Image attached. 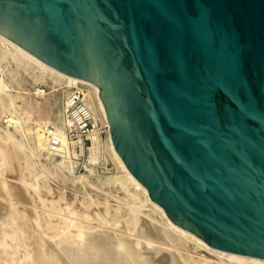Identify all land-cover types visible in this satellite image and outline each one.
<instances>
[{"label": "water", "instance_id": "obj_1", "mask_svg": "<svg viewBox=\"0 0 264 264\" xmlns=\"http://www.w3.org/2000/svg\"><path fill=\"white\" fill-rule=\"evenodd\" d=\"M0 35L99 87L171 224L264 261V0H0Z\"/></svg>", "mask_w": 264, "mask_h": 264}, {"label": "bare ground", "instance_id": "obj_2", "mask_svg": "<svg viewBox=\"0 0 264 264\" xmlns=\"http://www.w3.org/2000/svg\"><path fill=\"white\" fill-rule=\"evenodd\" d=\"M20 65L59 78L64 84L62 88L84 91L94 123L96 113H100L107 127L106 137L95 132L89 135L87 161L97 166L108 161L104 157L97 161L106 141L117 164L107 167L109 176L100 177L89 166L88 174L75 175V159L82 147L76 150L70 146L73 141L66 129L74 124L67 115L70 99L67 97L61 111H54L50 103L42 105L28 100L30 91L23 87L26 77ZM31 93L41 97L47 94L39 87ZM45 114L50 119L44 118ZM0 119V264H264L210 248L202 243V238L188 235L187 230L171 224L164 208L148 198V190L142 189L116 152L99 87L53 71L1 35ZM49 125L54 126V135L60 142L58 158L47 148L45 130ZM14 167L16 173L11 172ZM49 179L63 187L71 182L74 186L78 183L103 191L104 184L114 183L129 192L126 199L113 197L119 201L117 207L111 208L107 200L100 201L106 205L91 212L86 205H92L98 198L86 193L90 200L85 199L87 204L83 201L84 209L80 208L82 203L76 204L79 209L68 201L61 204L62 199H53V190L41 191L49 186ZM123 205L127 208H122ZM186 241L215 256V260H210L207 253L197 257L183 254Z\"/></svg>", "mask_w": 264, "mask_h": 264}, {"label": "rangeland", "instance_id": "obj_3", "mask_svg": "<svg viewBox=\"0 0 264 264\" xmlns=\"http://www.w3.org/2000/svg\"><path fill=\"white\" fill-rule=\"evenodd\" d=\"M19 68L21 69V71L24 73V75L26 77V79L23 82V87L30 91V94L28 95L29 98H27L28 100L40 102L42 105L50 103V107H52L54 109V111H57V110L61 111V109H63V107L65 105L64 103H65L70 91H72L74 88H72V87H70V88H68V87L62 88V86L64 84H61L62 81L59 78H55L54 76L49 75L47 73H41L38 69H35L33 67L20 65ZM32 75H34V76H32ZM35 87H39V88L44 89L47 94L44 97L33 95L31 92H33ZM96 114H97L96 115V121L98 122V124H100L101 122L104 123L103 118L100 115V113H96ZM43 117L47 118V119H50V115L49 114H45V115H43ZM96 121H95V123H96ZM1 122H2V120H1ZM72 123H73V121H72ZM68 128H69V125L66 127L67 131H68ZM87 128L91 129V126H87ZM93 132H95L99 136H101L98 129L92 130L90 132V134H92ZM75 143L72 142L70 144V146H71L72 149H76L77 150L78 146ZM89 146H90L89 140H88V142H86V145L83 146L81 144L82 148H81V152L79 153V156L83 153V155H82L83 159L82 160H80L79 158L75 159L77 161V164H76V167H75V172H76L75 175H80L82 173L88 174L89 172L87 171V167L89 166V167L94 169V172H95L96 175H98L100 177H103V178H105L106 176H109L110 173L104 172V171H100L96 164L95 165H89V163L87 161L88 160V154H89V151H90L89 148H88ZM103 148H104V150L99 154V157H98L99 159L97 161L99 162L100 158L104 157L108 161L110 159V161L113 164V166H115L116 161H115L114 157L112 156L111 151H110L109 147L107 146L106 141L104 142ZM12 164H14V163L11 162V165ZM16 164H17V162L15 163V167L17 168ZM12 167H13V165L11 166V168ZM15 167L12 169L11 172H13V173L17 172ZM14 170H16V172ZM49 183L52 184V185H50ZM48 184H49V186L48 187H42L41 191L43 189L46 190V189L49 188V189L53 190V192H54L53 199L55 198L56 201H58L59 198L62 199L63 203H62V200L61 201L59 200V202H61V204H64L67 201L70 202V204L74 203L73 205L77 206V209H79L78 206L81 205V203H82V206L80 208L83 207V203L86 202V200H88V201L90 200V198L88 197V194H91V196L93 195L92 196L93 198H95V197L98 198L96 200V202L99 201V203L98 202L97 203L96 202H92V205L91 204L86 205V208L88 207V209H90L88 211H91V212H93L94 209L95 210L96 209H102L106 205V204H103L105 202H101L100 203V201H106L107 200L108 204H109V206L111 208H114L113 207L114 205L117 207L118 205H116V203L118 204L119 201H116V199H114V198L116 196H120L123 199H126L127 198L126 194H127V192H129L126 189H124L123 187H121L120 185L114 184V183L104 184V186H103L104 187V191L103 190H98V189H95V188H92V187H89V186H86V187L84 186L83 187L82 185H80L78 183H76V185L74 186L73 184H71V182L66 183V185H64V187H63V184L57 183L53 179H49L48 180ZM52 188H55V189H52ZM129 188H131L130 185H129ZM51 190H50V192H51ZM55 190H57L58 192L56 193ZM61 190L62 191L64 190L63 191L64 193ZM65 192H66V195H64ZM55 193H56V195H58V198L55 195ZM86 193H88V194H86ZM107 193H109L110 195L107 194ZM111 193H112V195H111ZM85 194L87 195V197L89 199L86 198ZM105 194H107V195H105ZM63 196H64V198H63ZM67 199H69V200H67ZM87 202H86V204H87ZM76 204H79V205H76ZM94 206H96V207H94ZM84 207H83V209H84ZM125 207H126L125 205L122 206V208H125ZM181 251H182L183 254L188 253V254L193 255L194 257H197L199 254H201L200 256H203V255L207 256L206 255V253H207L208 254L207 257L208 258L210 257V260H215V258H214L215 256L211 255L208 252H205V250H202L201 248H199L197 245H195L191 241H186V243H185V245H184V247L182 248ZM232 264H236V263H232Z\"/></svg>", "mask_w": 264, "mask_h": 264}, {"label": "built area", "instance_id": "obj_4", "mask_svg": "<svg viewBox=\"0 0 264 264\" xmlns=\"http://www.w3.org/2000/svg\"><path fill=\"white\" fill-rule=\"evenodd\" d=\"M84 91L81 89L74 88L70 91L68 95V99H70V103L67 106V115L73 120L74 124L72 127L68 128V136L70 140H72L78 147L82 144L86 145V142L89 140V134L92 130L98 129L99 133L102 137L106 136V125L101 122L100 124H95L93 119L92 109L86 104L84 100ZM87 126H91L87 128ZM45 134L47 137V148L51 155L54 158L60 157L59 155V140L54 135V126L49 125L45 130ZM90 142V140H89ZM89 148V147H88ZM83 153L79 156V159H83ZM110 167H112V163L109 161L103 164L102 162L98 164V169L100 171L106 172Z\"/></svg>", "mask_w": 264, "mask_h": 264}]
</instances>
